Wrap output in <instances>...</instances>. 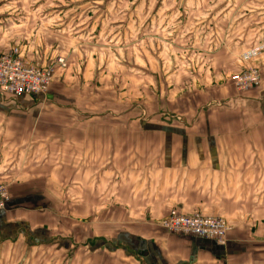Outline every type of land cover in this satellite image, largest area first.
I'll return each instance as SVG.
<instances>
[{"label":"crops","instance_id":"obj_1","mask_svg":"<svg viewBox=\"0 0 264 264\" xmlns=\"http://www.w3.org/2000/svg\"><path fill=\"white\" fill-rule=\"evenodd\" d=\"M237 4L233 19L223 14V48L200 42L192 79L180 72L172 90L160 83L141 106L121 110L113 74L109 90L69 87L47 103L0 96V185L11 193L0 211V264H253L247 245L264 250V51L249 64L235 56L264 50V0ZM21 11L10 25L0 4V55L14 50L59 73L69 48L47 51L34 12ZM97 31L81 38L83 86L101 69L103 42L113 44V30ZM247 65L260 69L261 85L238 96L228 78ZM125 87L130 95L139 86ZM172 209L223 217L228 242L165 233L157 224Z\"/></svg>","mask_w":264,"mask_h":264},{"label":"rangeland","instance_id":"obj_2","mask_svg":"<svg viewBox=\"0 0 264 264\" xmlns=\"http://www.w3.org/2000/svg\"><path fill=\"white\" fill-rule=\"evenodd\" d=\"M22 2L6 0L0 3L3 8L6 5L7 11L13 15L14 20L10 18L12 20L10 25H13L15 19L23 21L26 14L21 10L33 11L37 19L33 33L40 38L41 46L43 47V42L46 41V50L49 52L64 54L67 48L71 52L64 57L65 60H57L56 67L61 68L59 73H55V66H50L52 73L47 93L34 95V97H40L47 103L49 101L46 96L50 93L54 91L65 94V90H69V87L72 89L97 87L109 90L110 81L104 78L113 74L115 78H119L118 99L120 104L125 105L121 110H125L127 105H143V102L151 96L146 91L153 90L155 86L165 81L166 88L172 90L174 78L180 72L187 81H190L194 74L192 62L196 57V49L202 48L200 42H204V50L209 41H211L210 47L215 48V51L223 48L222 36H227L223 31V14L233 19L239 12L237 0H22ZM209 23H214L216 29L209 28ZM95 29L103 33V36L113 30V44L103 42V48L98 54L101 69L96 74L93 69L95 79L88 86H83L80 80L79 62L76 59L79 55L82 35L87 36L92 32L94 34ZM62 30L63 35L67 37L60 41L58 35L62 34ZM48 32L49 34L46 35ZM206 32L208 35L201 41L199 36H205ZM68 33L71 35L72 46L66 42ZM104 41H106L105 38ZM33 47L34 44H31L29 49L33 50ZM250 49L249 52H256L255 56L264 51L263 48ZM14 52L13 50L6 54ZM12 55L15 57L14 54ZM242 56L237 54L236 62L241 61ZM112 59L114 65L109 67L108 63ZM47 68L49 67L42 69ZM69 73L72 78H75L71 83H68ZM231 75L233 74L229 76ZM64 79L66 82L63 81ZM129 83L131 88L139 87L131 90L130 95H127V88L123 86H128ZM236 94L241 96L238 92ZM5 97L16 98L17 96H1L4 102L8 100ZM95 100L99 101L98 105H106L105 98ZM71 105L78 107L77 103L72 102ZM6 187L9 200L10 188L7 184ZM177 212L180 213L178 210ZM229 230L230 227L227 234ZM247 246L249 249L253 247L250 249L251 254L256 255L257 259L253 264H264L261 262L262 259L258 260V255L264 252L258 249V242Z\"/></svg>","mask_w":264,"mask_h":264},{"label":"built area","instance_id":"obj_3","mask_svg":"<svg viewBox=\"0 0 264 264\" xmlns=\"http://www.w3.org/2000/svg\"><path fill=\"white\" fill-rule=\"evenodd\" d=\"M14 54L15 57L12 55ZM256 55L248 52L242 56L247 62ZM52 68L42 69L24 62L17 54L0 55V96H20L46 94ZM229 81L236 92L243 94L261 85L260 70L247 65L246 69L229 76ZM8 200L7 187L0 185V211L5 209ZM167 234L191 236L211 240L217 246H224L228 225L223 218L201 216L199 214L182 215L172 209L158 223Z\"/></svg>","mask_w":264,"mask_h":264}]
</instances>
